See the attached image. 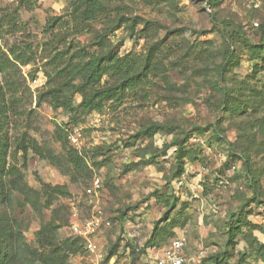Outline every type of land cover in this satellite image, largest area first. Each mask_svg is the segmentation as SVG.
Instances as JSON below:
<instances>
[{
    "label": "rangeland",
    "instance_id": "obj_1",
    "mask_svg": "<svg viewBox=\"0 0 264 264\" xmlns=\"http://www.w3.org/2000/svg\"><path fill=\"white\" fill-rule=\"evenodd\" d=\"M106 1V15L91 25L100 30L113 25L117 16L122 19L110 34L108 46L123 64L122 71L142 73L143 78L140 84L122 90L118 99H106L99 110L88 111L78 106L81 95L71 86L65 87L63 94L70 97L72 108L53 107L46 101L37 103L41 90L62 81L56 76L57 70L88 53L105 51L93 44L91 31L71 18L70 0H0V87L6 111L0 121V134L8 140L12 155L8 161L18 165L27 184L39 191V197L31 195L27 199L16 194L14 207L9 210L21 222L26 243L32 249H42L36 232L46 223L52 228L54 241L73 240L68 229L69 205L77 203L81 216L88 215L91 198L84 189L91 175L97 173L103 181L98 200L110 225L100 229L96 241L105 250L112 246L116 249L107 264H149L180 234L185 237L184 252L196 259L195 264L202 257L207 259L206 264H236L244 248L243 264H263L253 246L246 247L251 238L252 245L264 241V208H253L252 204L251 213L239 222L234 247H228L229 259H208L224 248L227 215L235 213L243 195H248L243 177L222 172L225 149L210 138L209 128L203 134H194L197 141H189L198 146V153L188 151L184 163L192 184L180 190L172 186L175 178L168 185L164 182L175 159L172 147L165 153L160 151L171 134L163 129L145 138L135 136V132L151 121H161L178 133L180 127L188 129L220 119L222 114L215 106L217 94L211 90L210 82L216 77L214 65L223 62L228 44L240 55L241 62L239 66L227 65L226 80L255 72L256 79L264 81V67L259 69L258 59L252 60L256 70L248 69L246 59L250 56L236 34L237 25H241L249 40L257 42L262 37L255 23L264 27V0H259L257 8L250 0H221L215 8L200 0ZM164 35L165 42L153 51L152 60L145 66L149 48ZM110 72L102 74L99 86L116 79ZM221 119L227 138L232 139L233 122L227 116ZM74 127L81 133V146L75 148L83 161L78 168L70 164L62 146V142L70 146L67 135ZM24 140L38 144L51 161L29 148L22 166V152L16 147ZM154 153L157 156L153 162L144 166L143 161ZM194 161L197 162L192 165ZM204 163L207 171L200 176L201 190L198 198L191 199L196 173ZM44 184L63 185L67 193L52 195L50 204H46ZM261 186L264 189V170ZM154 189L175 195L176 207L170 214L171 224L162 222V234L136 256L151 233L153 221L165 209L163 202L152 195ZM214 208L218 213L213 212ZM68 264L96 262L82 249L69 255Z\"/></svg>",
    "mask_w": 264,
    "mask_h": 264
},
{
    "label": "trees",
    "instance_id": "obj_2",
    "mask_svg": "<svg viewBox=\"0 0 264 264\" xmlns=\"http://www.w3.org/2000/svg\"><path fill=\"white\" fill-rule=\"evenodd\" d=\"M200 1L215 8L221 0ZM70 2L71 18L91 31L93 44L105 51L88 53L87 56L79 59V61L74 63L69 61L61 69L57 70L56 76L61 77L62 81L57 86H48L41 90L37 96V103L46 101L53 107L64 106L72 108L70 97L63 94V89L71 86L73 91L81 95V100L77 103L78 106L88 111L99 110L102 101L112 98L118 99L122 90L133 88L140 84L143 78L140 75L143 74L122 71L123 64L117 57L111 54V48L108 46L109 36L120 26L122 19L119 16L114 19L113 25L103 27L100 30L91 25V22H94L99 16L106 15V0H70ZM211 19L213 20V16ZM255 24L258 26V29H261L262 33V37L257 42H253L246 37V30L243 26L237 25L236 28L238 40L245 45L248 51L247 56H250L246 60L249 61L248 69L251 71H254L256 68L252 61L254 59L260 61L261 65L259 69L264 67V27L259 26L257 22ZM202 32L206 33V30H202ZM165 40L166 36L164 35L152 44L145 55V66L152 60L153 51L158 49ZM240 62V55H236L234 47L228 44L223 62L214 65L216 77L210 82V88L217 94L215 106L222 114L220 119H215L203 126L191 125L188 129L180 127L178 133H173L161 121H151L135 132V136L145 138L152 137L163 129L168 134H171L170 139L162 143L160 151L161 153H165L168 148L172 147L175 159L171 174L168 178H164L166 185L169 184L172 178L176 179L186 171L184 161L187 158V154H189V149L197 151L198 146L189 143L191 135L203 134L208 131V128L210 138L225 149L226 154L222 162V172L230 171L232 174H238L234 176L245 179L244 188L248 192V195H243L242 202L235 213H228L225 222L226 238L224 248L208 257V259H213L214 261L220 258V260L229 259L230 253L228 247H234L236 233L240 228L239 222L245 221L247 215L253 210L250 205L252 204L253 208H264V189L261 186V175L264 170V81L256 79L255 72L241 79L232 78L226 80L227 65L233 64L239 66ZM1 64L2 61H0V69H3ZM145 66L143 67V71H145ZM108 70H112L110 76L116 75V79L112 83L99 86L98 82L102 74ZM75 80L79 81L75 82ZM5 116V102L0 87V121ZM223 116H227L233 122L230 127L231 130H234L232 139L227 138L225 134L226 129H224L222 125L223 119H221ZM59 138L63 137L59 134ZM19 143L20 145L16 147V150L22 152L24 161L22 166L26 164V153L29 148L40 158H48L51 161L50 157L44 155L38 144H32L26 140H24V143L23 141ZM62 146L66 151V157L70 164L76 168L80 167L83 161L75 147L71 145L68 147L64 142H62ZM191 154L189 155V159L193 160L194 157ZM155 156H157L156 153L150 155L149 159L143 161V165H150ZM8 158L12 159V155L9 153L8 140L6 136L0 134V264H68L69 255L82 250V243L76 237L73 240L65 238L59 242L54 241V235L49 223L40 227L36 232L38 247L42 249H32L26 243L21 222L14 215H11L9 210L14 207L16 194L22 195V197L27 199L31 195L38 196L39 191L27 184L24 180L22 169L12 160L8 161ZM261 162H263V166H261ZM204 165L206 166L207 163H204ZM84 168L86 170L85 166ZM43 188L47 190L46 204H50L52 195L67 193L63 185L50 186L44 184ZM152 195L158 197L159 201L163 202L165 209L153 221L151 233L146 238L145 245L136 251V256L137 254H142L147 245H151L154 242L156 235L162 234L163 226L159 227L162 222L171 224L170 214L176 207L177 198L175 195L162 193L160 189H154ZM171 227L173 226L171 225ZM253 239L251 238V243L246 241V247L251 248L253 246L254 254L264 264V241H257L252 245ZM244 249L239 251L236 264H243ZM115 250L114 246L107 250L105 261L115 253ZM131 252H134V250ZM202 259L196 264H206L205 261L207 259H203V261Z\"/></svg>",
    "mask_w": 264,
    "mask_h": 264
},
{
    "label": "built area",
    "instance_id": "obj_3",
    "mask_svg": "<svg viewBox=\"0 0 264 264\" xmlns=\"http://www.w3.org/2000/svg\"><path fill=\"white\" fill-rule=\"evenodd\" d=\"M250 4L257 8L259 6V0H250ZM33 83L38 84L37 79H33ZM69 144L75 148L81 146V133L78 127L72 128L67 135ZM192 141H197L196 136L191 137ZM207 171L205 165H200L196 173V182L193 183V189L190 191V198H198V191L201 190V173ZM187 172H183L179 177L172 181L174 189L180 190L184 185L192 184L188 181ZM102 178L99 174L93 173L90 177L89 183L84 189L86 195L91 199L89 201L91 205L90 212L87 216L82 217L79 206L77 203H70L69 205V234L72 237L79 238L82 243L83 252L93 258L96 264H107L105 257L107 255V249H103L96 241V235L101 228L108 227L110 221L103 215V210L99 204L98 193L102 188ZM192 186V185H191ZM181 196L186 195V192H180ZM94 198V199H92ZM214 213H218L217 208L213 209ZM185 237L183 234L173 238L169 245L166 246L158 256H155L149 261V264H195L194 258L187 256L184 252ZM202 253V252H201ZM105 261V262H104ZM131 264H140L136 261H132Z\"/></svg>",
    "mask_w": 264,
    "mask_h": 264
},
{
    "label": "crops",
    "instance_id": "obj_4",
    "mask_svg": "<svg viewBox=\"0 0 264 264\" xmlns=\"http://www.w3.org/2000/svg\"><path fill=\"white\" fill-rule=\"evenodd\" d=\"M194 163H195V162H194ZM194 163H192V165H193Z\"/></svg>",
    "mask_w": 264,
    "mask_h": 264
}]
</instances>
